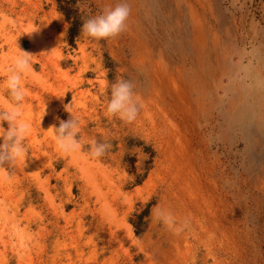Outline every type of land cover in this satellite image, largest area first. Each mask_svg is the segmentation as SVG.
Here are the masks:
<instances>
[{"label": "rangeland", "instance_id": "1", "mask_svg": "<svg viewBox=\"0 0 264 264\" xmlns=\"http://www.w3.org/2000/svg\"><path fill=\"white\" fill-rule=\"evenodd\" d=\"M116 2L0 0V84L15 43L31 61L25 164L0 166V264H264V0H127L117 36L67 41L58 4L82 22ZM119 79L141 104L129 123L103 111ZM69 113L104 156L57 151Z\"/></svg>", "mask_w": 264, "mask_h": 264}, {"label": "clouds", "instance_id": "2", "mask_svg": "<svg viewBox=\"0 0 264 264\" xmlns=\"http://www.w3.org/2000/svg\"><path fill=\"white\" fill-rule=\"evenodd\" d=\"M129 13L127 0H117L113 5L84 18L80 24V35L96 41L115 37L125 30ZM34 30L21 33L30 34ZM15 47L17 54L10 58L0 84L4 94V106L0 107V166L25 164L27 150L24 141L31 128L30 122L23 118L21 107L25 98L22 78L31 70L30 55L19 49L16 43ZM140 106L139 97L133 91V83L119 79L111 84L103 111L107 117H116L129 123L137 118ZM78 132L79 120L70 113L67 119H58L56 125H51L52 138L60 154L66 156L82 152L83 145L78 139ZM110 147L107 140L92 138L82 154L86 159L95 160L104 156ZM154 218L166 228L179 230L176 220L166 210L157 209Z\"/></svg>", "mask_w": 264, "mask_h": 264}, {"label": "trees", "instance_id": "3", "mask_svg": "<svg viewBox=\"0 0 264 264\" xmlns=\"http://www.w3.org/2000/svg\"><path fill=\"white\" fill-rule=\"evenodd\" d=\"M59 1V0H56ZM59 9L63 12L65 20L68 22V27H67V31H66V39L67 41L72 45L74 43V38L78 35V33L80 32V24L81 22L79 21V16L78 15H74L72 16L67 8L63 7L61 4H58ZM149 203L146 204V207L144 209H142L140 212H134L133 216L136 219H130V222L132 223L133 227H134V231L135 233H138L141 228V223H142V219L143 217L146 215L148 209H149Z\"/></svg>", "mask_w": 264, "mask_h": 264}]
</instances>
